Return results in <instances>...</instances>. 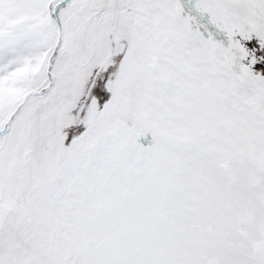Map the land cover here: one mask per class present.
Returning a JSON list of instances; mask_svg holds the SVG:
<instances>
[{"label":"snow or ice","instance_id":"obj_1","mask_svg":"<svg viewBox=\"0 0 264 264\" xmlns=\"http://www.w3.org/2000/svg\"><path fill=\"white\" fill-rule=\"evenodd\" d=\"M0 264H264V0H0Z\"/></svg>","mask_w":264,"mask_h":264}]
</instances>
